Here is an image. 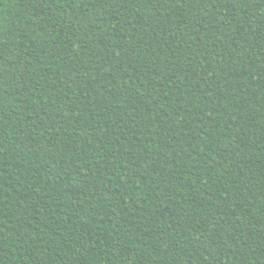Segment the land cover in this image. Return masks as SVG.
I'll list each match as a JSON object with an SVG mask.
<instances>
[{"label":"trees","instance_id":"trees-1","mask_svg":"<svg viewBox=\"0 0 264 264\" xmlns=\"http://www.w3.org/2000/svg\"><path fill=\"white\" fill-rule=\"evenodd\" d=\"M0 264H264V0H0Z\"/></svg>","mask_w":264,"mask_h":264}]
</instances>
